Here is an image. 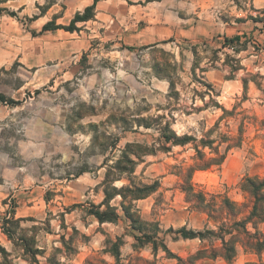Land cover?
I'll list each match as a JSON object with an SVG mask.
<instances>
[{"label": "rangeland", "instance_id": "1", "mask_svg": "<svg viewBox=\"0 0 264 264\" xmlns=\"http://www.w3.org/2000/svg\"><path fill=\"white\" fill-rule=\"evenodd\" d=\"M92 2L0 0V95L5 98L0 101V219L12 211L20 220L18 234L28 239L31 254L37 250L38 264H49L51 258L59 264H114L103 253L106 236H122L120 252L126 264L128 256L134 255V232L128 222L121 218L115 224L99 225L85 209L103 201L99 185L104 163L112 165L127 143L157 145L159 128L166 122L177 136L199 141L222 115L219 107L231 111L235 106L233 115L219 126L225 135L240 137V144L227 149L232 142L220 143L213 133V147L224 159L219 167L195 171L193 188L207 198L228 197L242 216L251 200L242 186L245 179L264 178V97L249 83L243 98L240 82L245 73L264 76V52L249 46L239 55L245 70L226 80L219 67L223 55L218 54L216 69H208L205 58L221 46L223 38L191 42L167 36L182 29L220 33L215 23L242 19L239 23L246 22L241 27L251 45L264 48V21L249 19L264 17V0H98L93 19L76 23L73 33H39L46 23L68 26ZM186 17L189 22H182ZM153 33H164L156 36L162 41L154 47L144 44ZM204 41L210 45L206 53ZM196 44L201 57L198 67L207 71L196 69L193 74L191 46ZM172 57L177 67L166 73L175 93H170L163 74L157 77L152 69L155 63L171 64ZM261 83L264 89V79ZM157 117L164 119L154 122ZM142 119L149 128L137 125ZM202 151L215 157L208 148ZM195 158L190 143L135 159L134 183H159L154 193L134 203L142 220L157 222L162 230L205 228L206 216L191 210L181 190L180 172L193 166ZM122 185L128 181L115 183ZM119 202L117 197L110 204L118 207ZM259 230L264 233V223ZM165 242L183 258L211 244L197 239L174 242L171 235ZM0 246L8 253V263L0 254V264H32L23 244L9 241L1 231ZM138 256L152 259L148 249ZM163 256L158 254L159 263H175L162 260ZM196 264L228 263L218 258ZM230 264H264V252L258 256L237 246Z\"/></svg>", "mask_w": 264, "mask_h": 264}, {"label": "trees", "instance_id": "2", "mask_svg": "<svg viewBox=\"0 0 264 264\" xmlns=\"http://www.w3.org/2000/svg\"><path fill=\"white\" fill-rule=\"evenodd\" d=\"M98 0H93L92 4L84 8L82 13H76L68 26L54 25L53 23H46L39 33L55 30H64L69 33H73L77 30L76 23L87 22L93 19L95 6ZM264 13V12H263ZM251 21L262 22L264 17L259 19H253L249 17ZM242 19H236L235 22H244ZM152 45L151 47H154ZM198 44L191 46V52L193 55L192 73L195 74L196 69L201 72H206V69L199 68L201 57L198 54ZM203 46L202 52H207V47L210 46L208 42H201ZM249 46L254 50H260L264 52V48L258 49L253 44L251 45V38L247 34L236 35L232 38H223V43L219 48L209 51L207 59L208 69H216V65L219 63V53L223 55V61L219 67L226 72V80H234L240 71H244L245 68L241 66V57L239 55L242 52L248 50ZM226 50V51H225ZM231 52V53H228ZM163 53V52H162ZM177 64L172 57L171 64H159L155 63L152 69L157 77L163 74L162 78H165L169 82L170 93H175V85L171 77L166 73V70H175ZM264 76L259 74L245 73L240 78V82L243 88V98L246 97V91L249 83H252L263 95L264 89L262 88L261 81ZM209 89L210 85H206ZM0 101H5L3 95H0ZM14 103L13 101H9ZM217 106V105H216ZM219 107V106H218ZM222 111V115L213 127L206 133V138H202L197 141L195 138L182 135L177 136L174 131L171 130L170 124L166 122L163 127L159 128V139L157 145L142 146L140 144L127 143L124 149L121 151L119 158L112 164L108 165L104 163L102 166L105 169L103 181L100 183L102 192L104 195L103 201L98 204H89V207L85 209L88 216L93 217L99 225L103 224H115L121 218L126 220L129 224V228L134 232L133 243L131 249L134 255H129L126 259V264H162L159 263L158 254L164 253L162 260L174 261V264H196L199 260H215L222 259L224 262L230 264L235 258L236 247L240 246L245 251L252 252L256 255H260L264 252V233L259 230V226L264 223V178L263 179H251L246 178L243 183V188L249 193L251 200L247 207L246 214L240 216L242 213L239 206L231 201L226 196H221L219 200L215 195H209L202 192H195L191 183L192 175L195 171H204L211 167H219L223 161V157L219 156L218 147H213L215 141L210 137L213 133H217L220 143L232 142L227 145V149L240 144L241 138H234L230 135H225L220 131V122L227 117L233 115L236 107L234 106L231 111L226 110L223 107H219ZM164 119V117H157L155 121ZM122 120V119H120ZM138 126L149 128L150 125L146 124L142 119L137 121ZM161 126V125H158ZM117 139L112 145L114 150L117 145ZM192 144L193 150L196 153V162L193 166L186 169L184 173L180 172L183 176L184 185L181 190L187 196V202L191 204V210L204 214L206 216V225L202 231H196L181 227L173 229L172 227L162 230L159 223L147 222L142 220L139 211L136 209L134 203L139 200H143L156 191L159 187V183L154 181L151 185H136L133 181V174L136 166V160H140L144 156L155 155L157 152L168 153L172 147H184L188 144ZM157 146V147H156ZM208 148L209 154H214L215 157H206L205 153L201 150ZM183 169L181 168V171ZM123 180L128 181V185H122L116 187V182ZM220 196V195H219ZM117 197L120 198L118 207L112 206L110 203ZM3 204H6L3 202ZM83 205H74L78 207ZM13 208V207H11ZM120 211V212H119ZM0 231L5 235L9 241H19L24 246L25 254L31 255L32 264H38L36 260L37 250L34 249L33 254L29 250L28 239L24 235H19L20 230L18 219L14 218L12 211H6L2 219H0ZM211 223L213 228H209ZM162 235V236H161ZM171 235V240L186 241V240H199L201 242L208 241L210 246L199 248L193 255L188 257H181L172 253L166 245L165 237ZM63 244L64 241H62ZM122 236L109 237L106 236L104 241L103 253L109 255L114 264H124L121 258V247L123 246ZM143 249H148L152 259H147L139 255V252ZM58 251V250H56ZM0 254L4 256V260L7 262L8 253L0 246ZM49 264H59L53 258L48 259ZM8 263V262H7Z\"/></svg>", "mask_w": 264, "mask_h": 264}, {"label": "crops", "instance_id": "3", "mask_svg": "<svg viewBox=\"0 0 264 264\" xmlns=\"http://www.w3.org/2000/svg\"><path fill=\"white\" fill-rule=\"evenodd\" d=\"M253 2H255V0H253ZM189 18H183L182 22H189ZM216 25L220 26V33H187L186 30L182 29L179 31V33H167V36H170L174 39H180L183 41H195L197 39H206V38H213V37H217V38H224V37H231V36H236V35H241V34H248L246 33V29H244V25L245 23H233V22H229V24L227 22H221V23H215ZM228 25V27L226 26ZM235 25V26H233ZM241 25H243L241 27ZM225 29V30H224ZM231 30V33L228 32V30ZM164 33H153L150 36H148V38H151L150 41L145 42L144 44H158L162 41L161 38L156 37V36H161ZM166 35V33H165Z\"/></svg>", "mask_w": 264, "mask_h": 264}]
</instances>
